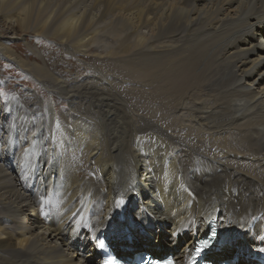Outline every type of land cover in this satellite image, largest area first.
Listing matches in <instances>:
<instances>
[{
    "label": "bare ground",
    "instance_id": "bare-ground-1",
    "mask_svg": "<svg viewBox=\"0 0 264 264\" xmlns=\"http://www.w3.org/2000/svg\"><path fill=\"white\" fill-rule=\"evenodd\" d=\"M0 25L119 68L68 80L62 61L25 59L0 33V60L72 107L60 123L32 92L5 103L0 264H98L100 235L122 258L182 264L210 221L221 241L210 259L259 264L264 0H0ZM107 26L115 43L102 55L92 44ZM112 77H127L134 101Z\"/></svg>",
    "mask_w": 264,
    "mask_h": 264
},
{
    "label": "rangeland",
    "instance_id": "rangeland-1",
    "mask_svg": "<svg viewBox=\"0 0 264 264\" xmlns=\"http://www.w3.org/2000/svg\"><path fill=\"white\" fill-rule=\"evenodd\" d=\"M111 31H112L111 28H109L108 26L104 27V29L102 30L101 29L98 30L97 34L101 32L98 35V39H97L98 41L97 43L92 44L93 46L92 48H96V49L98 48V50L100 51L102 55H103L102 53L103 51H105L110 46L114 45L115 43L114 36L113 38H111L109 34L111 33ZM0 33L4 34L3 37L5 38V40H7V42L10 45H12V47L19 46V47H16L18 49V52L20 53L19 55H21L25 59H28L32 62L33 61L36 62L38 60H36L35 56L39 57V54H40L43 57L49 56L51 64L54 63V60H59L60 62L62 61L61 63L59 62L60 64H57L58 65L57 69L58 71H60V76L68 80L69 78H71L72 81L78 79L77 78L78 75L86 73L87 70H89V67H88L89 65H92L93 67L95 66L96 68L100 70L119 69L117 64H113V63L109 64L106 61L107 58L102 59L103 61L95 62L94 58L91 57L93 55H89L85 57L80 56L79 54L70 53L71 54L70 55L65 49H64L65 54H63L62 52H58L59 51L57 50L58 47H56L53 42L48 41L44 39L43 37L33 36L31 35V33H28V35H20L19 31L10 33V32H7V29L3 27L2 25H0ZM29 47L33 48L35 51L33 52L32 55L29 54L28 52ZM53 55L55 58H53ZM0 62L3 63V65H0V121L2 123V128L6 126L3 122L7 121L10 118V109L7 108L5 104L8 98L10 97V95L12 97H17L19 93L24 95V94H27L28 91L36 95V99L34 98L32 99V101L36 102L37 105H39L40 103L42 105L47 104L49 108L53 110L54 109L52 107L53 104H57L60 108L58 110V117H56V119L60 123L62 122V120H64L65 116L69 115V112L72 109V107H70L68 100L61 96L63 94L50 97L49 92H48L49 89L46 85L37 83V81H34V80H30L29 76L25 75V73L20 71L17 67L13 66L11 63L8 64V62L5 60H0ZM121 72H126L124 74L127 77L129 76V74H134L133 71L131 72L121 71ZM127 77H120V78L112 77L111 78L112 86L120 90L119 92L121 93L122 96H124V98L134 101L136 98V92L135 90L132 91L131 89L132 87H135V86L131 85L130 83H127V80H126ZM133 77L134 76H129L128 78H131L130 80H132ZM121 78L123 80H121ZM120 83L122 84V86ZM2 99H3V103L1 104ZM67 147H69V144L65 142L64 148H67ZM2 150H3V146L0 145V153ZM76 174L78 176L81 175L80 172ZM125 230L126 232H128L127 229ZM94 251L98 253L96 250ZM96 256H97L96 258L99 257L98 254H96ZM97 260H98L97 263L100 264V259L98 258Z\"/></svg>",
    "mask_w": 264,
    "mask_h": 264
},
{
    "label": "snow or ice",
    "instance_id": "snow-or-ice-1",
    "mask_svg": "<svg viewBox=\"0 0 264 264\" xmlns=\"http://www.w3.org/2000/svg\"><path fill=\"white\" fill-rule=\"evenodd\" d=\"M25 151H27V149H25ZM119 203H123V201H119ZM73 215H78V213H74ZM196 251L199 252V249H197Z\"/></svg>",
    "mask_w": 264,
    "mask_h": 264
}]
</instances>
